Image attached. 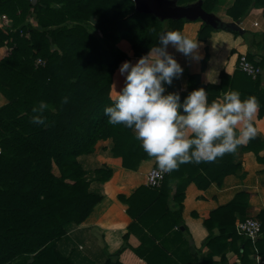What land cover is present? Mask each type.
<instances>
[{
    "label": "trees",
    "instance_id": "1",
    "mask_svg": "<svg viewBox=\"0 0 264 264\" xmlns=\"http://www.w3.org/2000/svg\"><path fill=\"white\" fill-rule=\"evenodd\" d=\"M198 1L207 13H214L222 2L178 0L177 4L186 6ZM255 7L263 8L264 13V0H234L226 14L233 22H242ZM5 14L13 24L0 27V49L10 51L0 58V93L7 100L0 107V264H77V260L79 264L83 260L76 258L78 248L65 252L66 238L72 228L90 217L101 200L90 191L84 159L99 146L109 147L112 156L121 157L128 168H136L140 161L152 158L131 129L110 124L104 113V107L113 102L111 94L119 66L125 60L139 59L153 46H163L160 33H183L191 21H163L137 12L133 0H0V15ZM30 17L35 24L28 22ZM196 22L201 23L197 39L207 41L215 29L200 19ZM229 31L239 35L237 29ZM249 44L253 47L256 42ZM258 44L264 49V36ZM244 54L262 69L261 75L253 78L239 69L233 74L223 69L220 82L213 84L205 83L200 73L191 74L187 92L203 86L209 101L222 98L231 89L238 90L242 99L254 95L260 105L258 119L263 118L264 53L260 60L252 52L241 53L238 62ZM38 59L45 64L37 65ZM208 59L206 54L202 70L206 69ZM186 95L182 94L181 99ZM65 96L68 102L62 103ZM40 101H45L48 108L41 111ZM34 106L36 113L32 112ZM33 115H43L45 123H33ZM259 147L262 149L264 144L257 136L243 146L258 155ZM240 148L238 145L235 151L213 161L180 164L166 175L160 188H142L139 194L145 191L154 199L138 217L152 209L158 212L157 222L171 217L178 227L177 233L182 235L186 189L192 182L201 189L212 183L221 185L227 175L237 172L239 164L233 162ZM110 174L104 173L101 180H107ZM174 186L176 193L172 199L178 206L171 210L169 200ZM248 199V195L238 194L204 220L209 232L217 226L222 236H231L232 241L226 244L224 237H211L206 243L209 251L202 257L190 251L182 253L166 242L156 244L148 237L134 251L147 264H219L213 260V254L232 246L242 264H251V249L256 246V253L264 255V242L259 239L253 244L238 235L235 226L239 217L246 219L242 216ZM260 219L263 234L264 212ZM240 239H246L242 251L237 248ZM173 244L177 246V241ZM85 261L95 264V260ZM97 263L122 264L115 258Z\"/></svg>",
    "mask_w": 264,
    "mask_h": 264
},
{
    "label": "crops",
    "instance_id": "2",
    "mask_svg": "<svg viewBox=\"0 0 264 264\" xmlns=\"http://www.w3.org/2000/svg\"><path fill=\"white\" fill-rule=\"evenodd\" d=\"M233 2L234 0H222L212 13L221 23L225 24L224 28L215 29L207 41L197 39V33L201 27L200 22L191 21L185 25L183 33L200 44L197 51L201 54V59L197 60L191 55L186 56L171 44L166 47V51L183 67V73L174 77L171 85H166V93L188 94V78L191 74H202L205 83H211L214 80H218L219 83L220 73L223 69L228 70L229 74L235 72L238 56L241 53L252 52L255 54L256 60L261 59L264 49L258 43L264 36L263 8L255 7L242 22H233L226 14ZM3 16L0 15V22L7 19V16L6 19H3ZM31 19L30 17L28 20L32 21L33 19ZM236 23L239 26L238 36L229 31L231 29L229 25ZM4 26L10 27L12 23ZM252 40L256 42L253 47L249 44V41ZM4 50L8 51V49L2 48L0 53L3 54ZM206 54L209 55V59L206 69L202 70V60ZM137 60H133L131 63L134 64ZM123 82L124 75L118 72L116 87L122 86ZM6 103V98L0 93V107ZM257 114L256 112L253 120L257 129L256 136L264 144V117L258 119ZM247 143L241 144V148L234 158L233 165L239 164L237 172L227 175L221 185L212 183L209 187L201 189L195 183H190L182 202L184 223L180 227L182 235L177 233L178 227L174 225V220L171 217H167L162 223L157 222L156 214L158 212H152V209L142 217H138L154 199L153 195L145 191L141 194L139 192L142 188H146V176L155 166V158L140 161L136 168H128L124 166L121 157L112 156L109 147L103 149L99 146L94 154L84 159V165L88 170L86 178L91 182L90 191L100 196L101 200L82 225L71 229L66 238L65 252L68 248H78L75 253L76 258L83 260V262L79 261V264L91 263L90 261L86 263L85 259L95 260L94 263L98 264V260L107 258H115L122 264H147L135 253L134 249L139 248L144 243V239L148 237L156 244L166 242L170 248L182 250V253L183 250L190 251L202 257L209 251L206 243L211 237H224L217 226L213 228L212 232H209L203 223L204 220L216 209L231 203L238 194L249 196L248 207L242 218L261 220L260 214L264 212V147L261 149L262 144L259 143L261 147H259L258 155L243 148ZM107 172L111 173L110 177L107 180H101L104 173ZM175 193L176 187L174 186L169 200L171 210L178 206L172 199ZM161 212L162 210L159 213ZM240 219L241 217L236 220V223ZM259 239L264 242V233ZM175 241H177V246L173 244ZM231 241V236L224 237V243L229 244ZM244 241L246 239L239 240L238 250H243ZM255 247L251 249L248 257L252 260L249 261L252 262L251 264H256V254H262L260 251L256 253ZM213 260L219 264H242L240 255L232 246H227L226 250L214 253Z\"/></svg>",
    "mask_w": 264,
    "mask_h": 264
},
{
    "label": "clouds",
    "instance_id": "3",
    "mask_svg": "<svg viewBox=\"0 0 264 264\" xmlns=\"http://www.w3.org/2000/svg\"><path fill=\"white\" fill-rule=\"evenodd\" d=\"M159 41L163 46H153L136 63L125 60L120 64L124 82L119 88L114 84L113 102L104 107V113L110 124H123L132 130L142 149L155 158L160 173L171 172L183 163L213 161L257 135L253 120L260 105L254 95L242 99L238 90L231 89L222 98L209 101L203 86L193 88L183 99L179 92L165 94V85L183 73L166 47L171 44L197 60L202 56L197 51L199 42L180 30L160 33ZM67 102L68 97H63L62 103ZM46 108L48 104L40 101L39 109ZM32 112H37V106ZM31 119L45 123L43 115Z\"/></svg>",
    "mask_w": 264,
    "mask_h": 264
},
{
    "label": "water",
    "instance_id": "4",
    "mask_svg": "<svg viewBox=\"0 0 264 264\" xmlns=\"http://www.w3.org/2000/svg\"><path fill=\"white\" fill-rule=\"evenodd\" d=\"M36 2L37 0H32ZM136 11L140 13L152 14L161 20L186 19L189 21L202 20L214 29L224 28L222 24L212 13H207L202 2L196 4L180 6L178 0H133ZM228 27V26H227ZM229 28H239L238 24L229 25Z\"/></svg>",
    "mask_w": 264,
    "mask_h": 264
},
{
    "label": "built area",
    "instance_id": "5",
    "mask_svg": "<svg viewBox=\"0 0 264 264\" xmlns=\"http://www.w3.org/2000/svg\"><path fill=\"white\" fill-rule=\"evenodd\" d=\"M3 19H6V16H3ZM44 64L45 62L42 59L37 60V65ZM237 69L253 78L261 75L263 72L260 67L255 66V64L248 59L247 54H244L240 58L237 64ZM168 173L169 172L160 173L158 167L154 166L146 176V186L150 188H160ZM236 231L238 235L248 238L253 243H256L262 235V224L258 219L246 218L245 220H240L236 223ZM255 261L256 264H264V255L256 254Z\"/></svg>",
    "mask_w": 264,
    "mask_h": 264
},
{
    "label": "rangeland",
    "instance_id": "6",
    "mask_svg": "<svg viewBox=\"0 0 264 264\" xmlns=\"http://www.w3.org/2000/svg\"><path fill=\"white\" fill-rule=\"evenodd\" d=\"M19 12H20V11H19ZM1 16H3V15H1ZM5 16H7V15L5 14ZM32 19H33V17H32ZM32 19H31V20H32ZM5 22H6V23H5ZM28 22H29V23L32 22L33 24L36 23V22H34V19H33L32 21H28ZM11 23L13 24L12 19H11L10 17L7 16V19H6L4 22H0V26L3 27L5 24H11ZM32 23H31V24H32ZM222 24H225V23H222ZM236 29L239 31V28H236ZM95 34H96L97 36H100L98 32H95ZM9 53H10V51L4 50V53H3V54L0 53V58H2L3 55H4V56H8ZM54 172L57 173V174L59 173V172H58V169H57L56 166H54Z\"/></svg>",
    "mask_w": 264,
    "mask_h": 264
}]
</instances>
